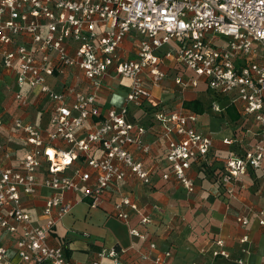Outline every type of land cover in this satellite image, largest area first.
<instances>
[{
  "label": "built area",
  "instance_id": "built-area-1",
  "mask_svg": "<svg viewBox=\"0 0 264 264\" xmlns=\"http://www.w3.org/2000/svg\"><path fill=\"white\" fill-rule=\"evenodd\" d=\"M133 34L138 36L135 56L124 58V41ZM166 62L180 64L174 76L180 91L202 88L206 112L224 116L233 106L239 114L232 136L223 140L234 146L220 174L226 194L235 197L236 186L251 170L261 169L264 180V0H0V67L15 77L14 99L24 102L22 90L28 87L52 102V129L43 133L15 118L26 153L14 166L0 158V227L14 238L12 253L0 243L1 262L74 264L62 245L48 242L56 221L72 208L64 198L67 191L90 199L94 206L113 189V215L127 222L132 210L140 224H148L151 215L120 190L129 176L151 183V143L144 137L148 131L166 142L162 180L194 191L188 171L207 163L214 149L211 133L198 128V113L181 106L155 109L149 112V128L128 118L132 106L161 105L149 84L165 79ZM74 67L87 79V90L66 79ZM106 75L129 82L118 108L101 109L98 103ZM57 76L63 79L60 90L49 83ZM3 123L0 117V128ZM0 150L9 157L1 142ZM40 168L45 171L41 178ZM39 185L53 190L42 210L43 224L32 222L21 200V194H32ZM250 213L264 226V208L250 207L236 215L235 222L245 227ZM129 231L145 237L136 228ZM238 242L247 243V234ZM224 244L216 238L212 256L231 259ZM155 248L151 242L142 258L169 264L171 252L153 254ZM241 251L248 250L243 246ZM105 257L122 264L114 247L100 250L87 264H101ZM231 261L244 264L243 257Z\"/></svg>",
  "mask_w": 264,
  "mask_h": 264
},
{
  "label": "crops",
  "instance_id": "crops-1",
  "mask_svg": "<svg viewBox=\"0 0 264 264\" xmlns=\"http://www.w3.org/2000/svg\"><path fill=\"white\" fill-rule=\"evenodd\" d=\"M137 39L136 34L125 39L121 52L124 58L135 56ZM73 48L74 43L70 42L69 50L73 52ZM164 65L163 69L167 72L165 79L159 85L149 84L152 94L161 100V105L157 108L132 106L128 118L149 128L152 125L150 111L161 108L170 111L180 106L189 109L183 106L186 100H197L202 104L203 113L198 114V128L202 132L211 133L214 149L207 163L194 164L188 171L194 179V191L188 193L175 181L162 180L160 174L167 165L164 160L166 142L148 131L144 137L151 143V155L147 158L148 165L153 169L151 183L143 184L136 177L129 176L122 182L120 190L121 193L131 195L151 215V221L146 225L140 224L139 214L132 210H129L127 222L115 217L112 201L117 192L113 189L105 191L102 199L94 206L90 199H81L79 194L67 191L64 198L72 203V208L56 221L48 242L62 245L74 264H87L95 258L97 252L111 247L119 251L122 264H153L149 259L142 258V254L149 251L151 242L156 245L153 254L166 250L171 252L169 264H234L231 260L237 257H243L244 264H264V226L257 223L252 213L245 227L235 222L236 215L250 207L264 208L262 170H251L243 176L235 188V197L226 194L220 174L234 146L223 140L232 136L235 126L226 121L225 115L217 116L205 111L204 91L201 87L196 90H179L174 83V76L180 64L166 62ZM109 71L113 72L112 67ZM66 79L80 90L88 89L87 79L75 67L67 71ZM62 81L59 76L49 78L51 86L58 90L61 89ZM128 84V80L122 77L106 75L98 93L100 108L121 106ZM17 90L14 75L0 67V117L4 120L0 128V142L9 153V157L4 158L0 150V158L3 164L13 166L22 160L28 147L24 134L14 128L15 118L36 125L43 133L52 129L48 118L52 102L37 88L28 87L22 90L25 101L17 102L14 99ZM89 125L90 122H87L86 127ZM65 172L68 173L69 169ZM44 173V168H40L38 177L41 178ZM52 193V189L39 185L34 193L21 194L23 208L35 224L44 223L42 210ZM132 227L143 232L145 237L132 235L129 231ZM243 234L248 236L245 244L238 242ZM216 238L224 240V248L231 259L212 256L211 249L215 248ZM13 239L12 234L0 227V243L6 245L11 253L14 248ZM243 246L248 250L246 253L241 251ZM11 257L17 262V257L12 254ZM0 264L6 263L0 261ZM101 264L113 263L105 257Z\"/></svg>",
  "mask_w": 264,
  "mask_h": 264
},
{
  "label": "trees",
  "instance_id": "trees-1",
  "mask_svg": "<svg viewBox=\"0 0 264 264\" xmlns=\"http://www.w3.org/2000/svg\"><path fill=\"white\" fill-rule=\"evenodd\" d=\"M183 106L193 110L198 114L203 113L202 104L197 100H186L183 102ZM225 119L228 123H234L239 119V114L236 112L233 106H228L226 108Z\"/></svg>",
  "mask_w": 264,
  "mask_h": 264
},
{
  "label": "bare ground",
  "instance_id": "bare-ground-1",
  "mask_svg": "<svg viewBox=\"0 0 264 264\" xmlns=\"http://www.w3.org/2000/svg\"><path fill=\"white\" fill-rule=\"evenodd\" d=\"M51 151V150H50ZM52 152V151H51Z\"/></svg>",
  "mask_w": 264,
  "mask_h": 264
}]
</instances>
